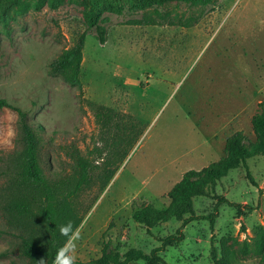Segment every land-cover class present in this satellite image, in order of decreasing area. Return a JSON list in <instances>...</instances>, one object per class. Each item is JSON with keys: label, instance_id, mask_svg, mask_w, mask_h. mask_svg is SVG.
<instances>
[{"label": "rangeland", "instance_id": "rangeland-1", "mask_svg": "<svg viewBox=\"0 0 264 264\" xmlns=\"http://www.w3.org/2000/svg\"><path fill=\"white\" fill-rule=\"evenodd\" d=\"M25 0L0 26V100L40 128L39 165L59 200L56 232L66 238L59 257L85 264L105 244L149 254L176 235L171 220L150 230L133 213L166 195L190 170L223 158L224 143L242 132L255 141L251 118L264 100V0L177 3L105 13L106 41L88 32L81 90L50 74L51 63L85 32V0ZM190 18L198 23L185 28ZM22 120L0 108V264H48L22 252V240L43 245L48 226L37 194L20 181ZM228 171L194 199L195 220L183 240L160 253L165 264H264V154ZM86 182L80 184L81 175ZM79 184V185H78ZM25 199L29 212L11 213ZM63 229V231H62ZM131 264H145L137 261Z\"/></svg>", "mask_w": 264, "mask_h": 264}, {"label": "trees", "instance_id": "trees-1", "mask_svg": "<svg viewBox=\"0 0 264 264\" xmlns=\"http://www.w3.org/2000/svg\"><path fill=\"white\" fill-rule=\"evenodd\" d=\"M24 1L0 0V26H7L12 10ZM62 1L49 0L47 6L50 10H56ZM169 1L191 5L199 4L203 7L210 6L214 2V0H85V8L82 15L85 32L78 37L71 48L64 50L51 63L50 74L60 77L69 86L81 90L80 75L86 35L88 32H93L95 38L101 44L105 43L107 30L104 26L105 19L103 15L105 13L121 15L125 10H143ZM197 23L198 18H190L183 25L185 28H189ZM3 107L15 110L21 117L24 150L21 162L18 164L19 178L30 193L37 194L40 201L42 200L39 214L47 223L49 232L48 239L43 245L23 239L22 252L25 257L32 259L46 258L48 264H52L61 254L66 238L60 237L56 232V217L58 216V207L60 205L59 200L54 197L56 189L51 188L39 165L40 128H34V126L27 123L25 114L21 109L7 103L6 100H0V108ZM250 123L255 136V141L252 144L249 146L246 144V137L242 132L234 133L225 141L223 158L199 171L190 170L181 177L166 195L168 200L166 209L159 210L153 205L147 204L133 213V221L145 226L147 230L160 224L168 223L171 220L181 222V228L176 235L163 239L160 246L153 249L149 254L134 248L122 253L118 249L112 248L110 243H107L103 247L99 258L85 264H131L140 260L145 264H165L160 253L167 247L183 240L180 231L185 225L201 219L209 220L212 225L215 214H210L206 218H196L194 216V199L206 196L207 190L215 186L228 171L239 167H243L246 171L247 180L253 186H256V182L247 168L246 161L251 157L264 154V100L259 103L258 111L252 116ZM84 182H86V179L82 174L79 183L82 184ZM7 205L11 213L23 215L29 212V207L25 204L24 198L18 201H11ZM211 257L213 264H230L229 252L224 247H221L219 258L213 251Z\"/></svg>", "mask_w": 264, "mask_h": 264}, {"label": "clouds", "instance_id": "clouds-1", "mask_svg": "<svg viewBox=\"0 0 264 264\" xmlns=\"http://www.w3.org/2000/svg\"><path fill=\"white\" fill-rule=\"evenodd\" d=\"M62 231H63V229H62ZM61 264H70V261L68 259H63L61 261Z\"/></svg>", "mask_w": 264, "mask_h": 264}, {"label": "crops", "instance_id": "crops-1", "mask_svg": "<svg viewBox=\"0 0 264 264\" xmlns=\"http://www.w3.org/2000/svg\"><path fill=\"white\" fill-rule=\"evenodd\" d=\"M225 144V143H224Z\"/></svg>", "mask_w": 264, "mask_h": 264}]
</instances>
